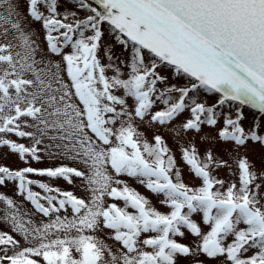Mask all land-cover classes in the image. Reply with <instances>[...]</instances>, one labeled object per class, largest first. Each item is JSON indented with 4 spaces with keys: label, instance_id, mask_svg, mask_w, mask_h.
<instances>
[{
    "label": "snow or ice",
    "instance_id": "6c2138e0",
    "mask_svg": "<svg viewBox=\"0 0 264 264\" xmlns=\"http://www.w3.org/2000/svg\"><path fill=\"white\" fill-rule=\"evenodd\" d=\"M72 2L0 0V264H264V0Z\"/></svg>",
    "mask_w": 264,
    "mask_h": 264
},
{
    "label": "rangeland",
    "instance_id": "374dc122",
    "mask_svg": "<svg viewBox=\"0 0 264 264\" xmlns=\"http://www.w3.org/2000/svg\"><path fill=\"white\" fill-rule=\"evenodd\" d=\"M95 6V5H94ZM65 10H76L75 4L72 2V0H60V4L58 7V11L63 13ZM79 18H86L87 13L83 10H79ZM34 30L38 33L40 42L43 44L44 43V31L41 28V25L39 23L33 25ZM105 43H111L112 42V37L108 34L105 36ZM116 52L119 53L120 49L119 46L116 48ZM165 75L169 76V82L173 84H177V86H183L185 83L184 80H177L168 70L164 71ZM198 102H203L207 106H213L218 104V94H203L201 93L198 97ZM162 107V106H161ZM237 105L233 104L231 107L228 105L223 106L222 108L218 107V114L221 112L224 115L231 114L233 118L236 116V111H237ZM244 119L241 121L242 125L245 127L247 130L250 125H253L254 123H261L264 125V116L261 114L257 113L255 110L248 108L247 106H239ZM189 114L185 113L181 117H179V120L185 119ZM223 127V115L220 116V124L217 125V128ZM164 131H167L166 129ZM216 129H211L208 127L203 128V132L200 134V136H196L194 138V142L197 144V146L200 148L201 153H203L204 149L206 147H210L213 149L216 155L223 157L226 160H230V155L228 154V149L231 147V145L219 141L216 139ZM202 137H206L207 139H201ZM15 139V137H13ZM23 143H28V141H20ZM168 143L173 149H176V145L173 143L172 139H168ZM248 156V158L256 164V166L259 168L262 163H264V146H261L258 143H250L248 148L244 150ZM177 157L179 158V153L177 152ZM67 163V161H64ZM60 161L56 160H48L45 159L41 163H35L33 162L31 164L32 167H38V168H44V167H55L58 166ZM0 165H7L13 169L17 168H22L25 167L22 162L19 161L18 157L16 155H10L7 153V151H4L0 153ZM219 178H229L227 176L226 170H219L218 173ZM32 179H44L45 182L53 183L59 187H61L64 190H73L77 195H83V193L78 189V188H72L68 184H66L63 181H49L47 178H40L33 176L31 177ZM185 181L188 183H199V181H193L192 177L188 174L187 169H185ZM138 187V190L141 191L143 194L146 196L150 195L147 193L142 187ZM12 185H9L7 189H0V191H7L11 193ZM38 190V189H34ZM153 203L156 204L157 207H160L157 201L153 198ZM30 207V205H28ZM162 211H167V209L162 208Z\"/></svg>",
    "mask_w": 264,
    "mask_h": 264
},
{
    "label": "bare ground",
    "instance_id": "6f19581e",
    "mask_svg": "<svg viewBox=\"0 0 264 264\" xmlns=\"http://www.w3.org/2000/svg\"><path fill=\"white\" fill-rule=\"evenodd\" d=\"M91 2H93V3H94V1H91Z\"/></svg>",
    "mask_w": 264,
    "mask_h": 264
}]
</instances>
